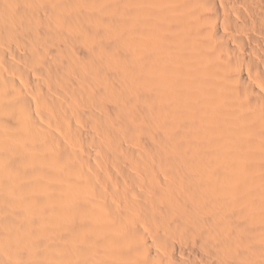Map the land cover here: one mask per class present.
I'll use <instances>...</instances> for the list:
<instances>
[{
    "label": "bare ground",
    "instance_id": "1",
    "mask_svg": "<svg viewBox=\"0 0 264 264\" xmlns=\"http://www.w3.org/2000/svg\"><path fill=\"white\" fill-rule=\"evenodd\" d=\"M0 264H264V0H0Z\"/></svg>",
    "mask_w": 264,
    "mask_h": 264
}]
</instances>
